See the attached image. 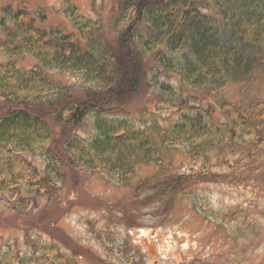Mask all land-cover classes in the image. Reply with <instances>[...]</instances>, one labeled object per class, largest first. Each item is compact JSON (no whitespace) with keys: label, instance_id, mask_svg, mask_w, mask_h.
Returning a JSON list of instances; mask_svg holds the SVG:
<instances>
[{"label":"trees","instance_id":"obj_1","mask_svg":"<svg viewBox=\"0 0 264 264\" xmlns=\"http://www.w3.org/2000/svg\"><path fill=\"white\" fill-rule=\"evenodd\" d=\"M206 1L216 16L201 10ZM112 12V30L107 32L103 23L85 19L73 4L64 5L66 16L85 34L83 40L40 28V22L23 9H4L0 199L8 207L20 201V210L26 213L33 196L43 199L47 188L55 190L73 168L102 173L125 185L139 166L160 165L179 144L191 160L205 163L212 155L236 156L226 160L227 168L246 167L264 181V98L240 110L220 95L225 86L244 78L253 63L263 61L264 0H118ZM136 54L151 55L166 72L204 90L221 106L225 121L210 124L197 110L183 112L166 126L156 119L147 123L134 118L124 107L136 87L138 68L132 65ZM24 57L31 61L28 66L19 64ZM67 73L80 74L86 89L71 90L64 79ZM43 116L61 126L59 138ZM55 139L62 144L59 150L52 147ZM28 156H39L43 168ZM210 167L168 176L157 170L154 177L131 186L132 196L117 206L147 202L156 214H170L176 199H193L200 178L215 179ZM193 205L207 212L202 202L195 200ZM260 212L264 219V204ZM222 218L217 216L220 222L231 220ZM35 238L28 251H0V264L88 263L70 243L41 239L39 234ZM109 249L119 258L120 251Z\"/></svg>","mask_w":264,"mask_h":264},{"label":"rangeland","instance_id":"obj_2","mask_svg":"<svg viewBox=\"0 0 264 264\" xmlns=\"http://www.w3.org/2000/svg\"><path fill=\"white\" fill-rule=\"evenodd\" d=\"M70 3L85 19L103 23L106 31L111 32L112 11L118 0H0V19L5 8L23 9L40 22H37L40 28L59 30L74 39L85 40V34H80L77 25L64 13V5ZM201 10L217 15L210 1ZM110 34V39H114ZM262 57L263 61L253 63L244 78L221 90L224 101L244 110L248 104L264 98ZM0 60H3L1 53ZM132 60V65L138 68L136 87L124 110L134 118L147 123L156 119L166 126L177 121L183 112L197 110L205 113L210 124L225 121L216 100L204 90L181 81L176 74L166 72L151 55L136 54ZM18 61L24 66L31 63L25 57ZM66 77L71 90L86 89L80 74L67 73ZM43 117L51 122L55 137L59 138L61 126L52 122L50 116ZM61 145L59 139L52 143L56 150ZM222 154H211L209 163L191 160L179 144L165 155L160 165L139 166L125 185L102 173L68 169L69 175L57 183L55 190L47 188L48 194L41 200L36 195L31 198L26 213L22 214L20 201L10 208L0 199V251H28L39 234L41 239L59 238L70 243L71 249L88 260L87 264H128L125 260L129 264H264V219L260 212L264 204V181L255 171L249 173L246 167L227 168L226 160L232 161L236 156ZM28 159L43 168L39 156H28ZM205 164L211 166L210 173L216 175L215 179L209 182L205 176L200 178L203 181L193 187V199H176L170 214H156L147 202L140 206H117L132 196L131 186L152 177L157 170L161 176H168L190 173V168ZM195 200L202 202L207 212L194 207ZM218 215L231 220L220 222ZM242 220L246 223L242 224ZM109 246L120 251L119 258Z\"/></svg>","mask_w":264,"mask_h":264},{"label":"bare ground","instance_id":"obj_3","mask_svg":"<svg viewBox=\"0 0 264 264\" xmlns=\"http://www.w3.org/2000/svg\"><path fill=\"white\" fill-rule=\"evenodd\" d=\"M211 126V125H210Z\"/></svg>","mask_w":264,"mask_h":264}]
</instances>
